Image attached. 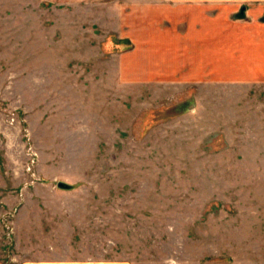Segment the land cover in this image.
I'll list each match as a JSON object with an SVG mask.
<instances>
[{"label": "rangeland", "instance_id": "rangeland-1", "mask_svg": "<svg viewBox=\"0 0 264 264\" xmlns=\"http://www.w3.org/2000/svg\"><path fill=\"white\" fill-rule=\"evenodd\" d=\"M53 1L0 0V262L264 264V65L233 79L248 48L224 49L188 76L180 0ZM235 5L190 45L264 25Z\"/></svg>", "mask_w": 264, "mask_h": 264}, {"label": "crops", "instance_id": "crops-1", "mask_svg": "<svg viewBox=\"0 0 264 264\" xmlns=\"http://www.w3.org/2000/svg\"><path fill=\"white\" fill-rule=\"evenodd\" d=\"M156 1H170L173 0H54L55 5L65 6V10H75L80 8L79 12H87V16L98 17H109V16H120V17H129V16H141V11L146 9L148 10V3L156 2ZM182 5V17L187 23H183L182 28V48L184 49L182 53L183 65H186L187 75L190 76L195 72H205L213 76L215 72V65L217 63L221 64V52L224 49H231L232 53L236 54L235 50L247 49L246 55L242 56L244 58L243 64L239 63L236 58L232 57L230 59H226L228 65L232 66H243L248 65V68L240 67L241 74L236 77V70L231 69L230 74L234 76L239 81L251 82L253 81L252 74L255 70H253L254 63H259L260 65H264V54H263V46L264 45V37L260 33L256 38V42L253 41V36L255 31H263L264 25L255 24L256 22H244L242 23V32H239L237 28H229L226 32H228L227 38L223 39L221 36L217 35L215 37L206 38L205 36L199 38L197 40V44L191 46L189 43V35H190V21L193 19H197L198 29L199 23L202 24L203 27H209L211 24V28L215 29L217 17H221L222 14H232L231 12L236 11L238 9L235 5L237 3L248 4V13L252 15L253 19H260L264 17V0H180ZM217 4V5H216ZM232 5H235L232 7ZM241 6V5H240ZM160 8V6H156ZM157 8L156 14H163ZM165 9V8H164ZM225 9V10H224ZM233 9V10H232ZM60 10V9H59ZM118 12V14H114L113 12ZM205 13H207L205 15ZM143 14V13H142ZM204 17L213 19V23L211 21L202 20ZM205 19V18H204ZM259 21H257L258 23ZM254 24V25H252ZM257 26V27H255ZM232 30H235L232 32ZM231 32V33H230ZM239 32V34H238ZM225 34V33H224ZM152 41L156 44L158 43V37L152 39ZM250 42V43H249ZM194 43V42H193ZM251 43H255L251 45ZM160 45V44H159ZM233 47V48H232ZM252 51L248 52L249 49ZM256 51V52H254ZM258 52L257 55H255ZM255 54H254V53ZM156 53V52H155ZM228 54V53H227ZM258 58V59H257ZM259 60V61H256ZM234 62V63H233ZM194 75V74H193ZM187 76V77H188ZM207 77V76H206ZM205 77V78H206ZM262 78V77H261ZM251 79V80H250ZM0 264H2L0 262ZM32 264V263H30ZM36 264H77L76 260H62L57 259L53 261H39Z\"/></svg>", "mask_w": 264, "mask_h": 264}, {"label": "water", "instance_id": "water-1", "mask_svg": "<svg viewBox=\"0 0 264 264\" xmlns=\"http://www.w3.org/2000/svg\"><path fill=\"white\" fill-rule=\"evenodd\" d=\"M58 187L61 188V189H69L70 186L65 184V183H59Z\"/></svg>", "mask_w": 264, "mask_h": 264}]
</instances>
